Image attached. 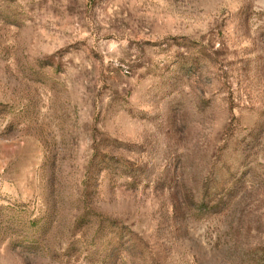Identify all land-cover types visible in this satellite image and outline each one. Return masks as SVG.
<instances>
[{
  "label": "rangeland",
  "instance_id": "rangeland-1",
  "mask_svg": "<svg viewBox=\"0 0 264 264\" xmlns=\"http://www.w3.org/2000/svg\"><path fill=\"white\" fill-rule=\"evenodd\" d=\"M0 264H264V0H0Z\"/></svg>",
  "mask_w": 264,
  "mask_h": 264
}]
</instances>
